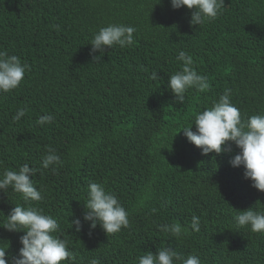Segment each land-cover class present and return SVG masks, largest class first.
<instances>
[{
  "label": "trees",
  "instance_id": "obj_1",
  "mask_svg": "<svg viewBox=\"0 0 264 264\" xmlns=\"http://www.w3.org/2000/svg\"><path fill=\"white\" fill-rule=\"evenodd\" d=\"M191 11L173 9L170 0H0V50L30 65L18 88L0 93V172L38 168L30 178L44 197L25 204L11 188L0 192V225L15 204L43 209L76 257L61 264H138V256L163 247L196 254L201 264H264V232L233 219L239 210H264V192L245 179L243 166L229 163L239 149L203 155L181 130L226 88L242 119L264 112V0H225L203 26L190 25ZM110 23L133 26L134 44L106 48L93 61L91 38ZM180 50L210 82L205 92L188 89L184 104L167 87L182 66ZM20 108L25 116L13 121ZM47 113L54 122L38 125ZM46 146L63 162L55 173L41 166ZM90 182L116 194L127 228L107 235L85 223L76 232L71 220L82 218ZM194 214L199 232L190 228ZM173 222L188 234L159 228ZM23 234L0 226V247L17 253Z\"/></svg>",
  "mask_w": 264,
  "mask_h": 264
},
{
  "label": "clouds",
  "instance_id": "obj_2",
  "mask_svg": "<svg viewBox=\"0 0 264 264\" xmlns=\"http://www.w3.org/2000/svg\"><path fill=\"white\" fill-rule=\"evenodd\" d=\"M170 2L173 9L186 6L192 10L189 21L192 26H203L206 22L216 19L225 5V0H170ZM52 27L57 31L60 29L56 24ZM135 31L133 26L123 23H110L100 27L94 32L89 43L93 61H100L106 48L133 46ZM97 52L100 55H96ZM176 59L183 63L180 70L170 74L167 87L173 93L174 102L184 104L188 89L194 88L198 92H205L209 89L210 82L206 75L197 72L191 54L180 50ZM26 71H30V65L23 62L18 55H10L6 50H0V93H9L18 88ZM150 78L158 79V72L153 71ZM231 93L232 89L226 88L219 98L213 101L211 107L197 112L192 123L181 130L190 143L201 149L203 155L231 152L232 145L235 144L239 151L231 157L230 165L243 166L245 179H250L254 188L264 192V112L242 119L240 109L232 102ZM25 114L26 109L20 108L12 116V120L18 122ZM54 120L55 116L47 113L39 115L36 123L43 126L53 123ZM193 123L195 130L192 127ZM62 163L56 150L46 146L41 158L42 168H50L55 173ZM38 171V168L29 166L28 163L22 164L18 170L4 169L0 172V192L7 193L11 188L21 195L25 204L29 201H41L44 198L42 189L38 190L30 178ZM25 204H15V207L6 214V221L0 225L9 231H24L17 253H10L9 248L0 247V264H61L62 261H75L76 257L68 248V241L58 235L61 232L58 220L50 214H45L43 209ZM84 208L82 218L75 217L71 220L76 232H80L85 223L89 224L90 229H95L99 225L107 235L129 226L127 210L119 202L116 194L106 190L103 183L88 184ZM152 211L155 212L156 209ZM233 219L238 228L250 227L252 232H264V210H256L254 207L239 210ZM200 227V217L194 214L190 228L199 232ZM159 228L176 238L189 232V228L179 222L162 224ZM137 260L138 264H175L176 261L180 264H201L198 255L189 254L184 257L171 247L159 248L155 252L147 251L146 254L138 256ZM88 264H100V261L98 258H91Z\"/></svg>",
  "mask_w": 264,
  "mask_h": 264
}]
</instances>
